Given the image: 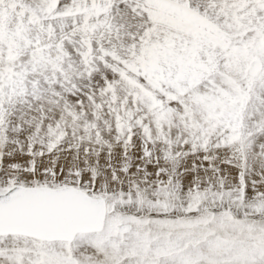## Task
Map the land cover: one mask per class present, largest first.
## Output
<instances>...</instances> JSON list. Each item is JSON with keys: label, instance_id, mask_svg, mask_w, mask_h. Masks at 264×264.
<instances>
[{"label": "snow or ice", "instance_id": "obj_1", "mask_svg": "<svg viewBox=\"0 0 264 264\" xmlns=\"http://www.w3.org/2000/svg\"><path fill=\"white\" fill-rule=\"evenodd\" d=\"M0 264H264V0H0Z\"/></svg>", "mask_w": 264, "mask_h": 264}]
</instances>
